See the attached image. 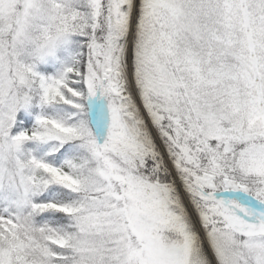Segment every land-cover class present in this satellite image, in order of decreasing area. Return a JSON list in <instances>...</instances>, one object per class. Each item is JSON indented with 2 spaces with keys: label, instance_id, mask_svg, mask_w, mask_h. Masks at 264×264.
I'll use <instances>...</instances> for the list:
<instances>
[{
  "label": "snow or ice",
  "instance_id": "obj_1",
  "mask_svg": "<svg viewBox=\"0 0 264 264\" xmlns=\"http://www.w3.org/2000/svg\"><path fill=\"white\" fill-rule=\"evenodd\" d=\"M0 264H264V0H0Z\"/></svg>",
  "mask_w": 264,
  "mask_h": 264
}]
</instances>
